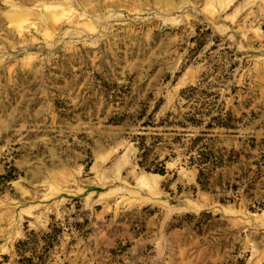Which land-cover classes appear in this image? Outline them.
Listing matches in <instances>:
<instances>
[{
  "label": "rangeland",
  "instance_id": "rangeland-1",
  "mask_svg": "<svg viewBox=\"0 0 264 264\" xmlns=\"http://www.w3.org/2000/svg\"><path fill=\"white\" fill-rule=\"evenodd\" d=\"M202 104L233 127L200 178L173 141L200 128L157 125ZM27 240L45 264H264V0H0V264Z\"/></svg>",
  "mask_w": 264,
  "mask_h": 264
},
{
  "label": "trees",
  "instance_id": "trees-1",
  "mask_svg": "<svg viewBox=\"0 0 264 264\" xmlns=\"http://www.w3.org/2000/svg\"><path fill=\"white\" fill-rule=\"evenodd\" d=\"M197 90H198L197 87L191 86L187 88V90L182 91L181 95L189 102L195 98ZM195 101L198 102V99H195ZM211 111H212V107H205V104H202L200 107L199 106L192 107V109L189 112H187L185 116L186 119L184 122L176 121L174 114L172 112H168L166 114V117L162 118L157 125V126H162V125L173 126L175 124H180L183 127L192 126V127L200 128L201 135H198L196 137H191L188 143L183 142L184 139L183 136L178 135L173 138V141L175 143L185 146L186 149L184 152L190 156L189 158L191 164H196L200 168V178L205 177L206 173L204 169L207 168L206 165H208V163L211 162V158L213 156V152L211 148L208 146V144L203 142L204 138L202 135H206L208 133L206 129H213L215 127H233V123H232L233 120L230 113H226L223 116L222 113L223 111L220 109L219 114L217 116H210ZM206 116H210L209 121H204V118ZM149 125L153 126V122L151 120L144 123V126H149ZM138 137L140 140L138 142L139 165L149 171L165 174L166 173L165 161L170 157V155L166 156V158L162 161H156L158 160L157 157L153 160L150 159L151 154L154 152L156 146L158 145V143L161 141L162 138L160 136H152V138L155 141L151 144V146H148L146 144V138H147L146 135H139ZM174 155L175 154L173 153L172 156ZM29 243H30L29 240H27V241L19 242V244L17 245L18 253L20 256L17 264H45V257L43 255L42 256L34 255L33 257L25 256V252L27 250V246ZM36 258L37 261H35Z\"/></svg>",
  "mask_w": 264,
  "mask_h": 264
}]
</instances>
